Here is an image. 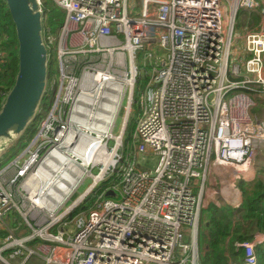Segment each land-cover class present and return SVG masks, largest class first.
<instances>
[{
  "label": "built area",
  "instance_id": "2783aa9c",
  "mask_svg": "<svg viewBox=\"0 0 264 264\" xmlns=\"http://www.w3.org/2000/svg\"><path fill=\"white\" fill-rule=\"evenodd\" d=\"M53 2L63 20L55 31L44 17L49 60L59 63L46 92L52 107L36 122L44 99L16 143L22 151L0 166V232L11 229L10 210L33 232L0 239V264L34 255L38 264H198L196 182L211 163L245 179L264 148V118L250 112L249 93L264 91V0H139V15L128 0ZM243 11L260 22L241 36ZM128 103L125 131L138 114L133 148L122 151ZM140 154L158 157L155 168ZM110 177L95 206L64 224ZM61 222L76 231L55 228ZM238 245L244 257L233 264H259L264 232Z\"/></svg>",
  "mask_w": 264,
  "mask_h": 264
},
{
  "label": "water",
  "instance_id": "95a60500",
  "mask_svg": "<svg viewBox=\"0 0 264 264\" xmlns=\"http://www.w3.org/2000/svg\"><path fill=\"white\" fill-rule=\"evenodd\" d=\"M15 27L18 69L0 108V158L34 124L46 97L50 51L44 36V7L40 0H4ZM130 104L125 110V125ZM112 190L107 196H115Z\"/></svg>",
  "mask_w": 264,
  "mask_h": 264
},
{
  "label": "crops",
  "instance_id": "0c3cea01",
  "mask_svg": "<svg viewBox=\"0 0 264 264\" xmlns=\"http://www.w3.org/2000/svg\"><path fill=\"white\" fill-rule=\"evenodd\" d=\"M261 173L264 174V148H261L257 158L249 166L247 180L237 167L211 163L207 167L205 177L196 182L195 190L199 194L202 192L197 239L198 264H205V257L209 251L206 243L211 241L218 231L227 235L225 242L220 243V247L223 248L221 253L227 258V264L242 260L244 250L238 243L251 240L254 232L248 233L247 225L239 223L241 212L238 207L243 200L239 185L243 181L253 182ZM248 237L250 238L246 239ZM215 256L218 259V256Z\"/></svg>",
  "mask_w": 264,
  "mask_h": 264
},
{
  "label": "trees",
  "instance_id": "16d2710c",
  "mask_svg": "<svg viewBox=\"0 0 264 264\" xmlns=\"http://www.w3.org/2000/svg\"><path fill=\"white\" fill-rule=\"evenodd\" d=\"M45 7V15L47 14V25L50 26L53 30H57L60 27V24L57 23L60 18H63V14L52 5L53 0H42ZM45 17V16H44ZM58 19V20H57ZM63 20V19H62ZM59 24L58 27H56ZM0 30L3 38L5 39L1 45H4L3 49L7 51V57L5 56L2 61L0 60V108L5 99L6 94L11 89L14 84L15 76L18 69V59H17V40L15 35V27L12 21L11 15L7 9L6 3L4 0H0ZM250 95L253 97L255 91L249 90ZM136 114H138V109H135ZM136 127V122H133L129 126L128 135L126 137V147L130 146L129 149L133 148V135ZM35 132V130H33ZM20 143V142H19ZM8 157V156H7ZM6 157V158H7ZM3 157L1 162H4L6 159ZM0 162V163H1ZM261 174L257 175V178L253 182H241L239 188L242 192L243 200L238 207L240 212L247 215H253L257 219V226L264 230V183L260 180ZM258 179V180H257ZM257 181V182H256ZM113 182V178L100 183L94 191L93 195H90L89 199L82 203L80 206L75 208L70 214V218H74L76 215L87 212L92 209L96 204V197L94 195L101 194L108 188ZM255 187V188H254ZM254 188V189H253ZM8 231L0 232V239L6 237ZM227 235L218 231L213 236L211 241H208L206 245L209 246V251H207L205 257V264H227V258L222 255L223 248L220 247V243H224ZM250 237L246 238L249 239ZM210 253H213L211 255ZM218 256V259L216 256ZM259 264H264V246H262L258 251ZM244 257V253H243ZM243 259V258H242Z\"/></svg>",
  "mask_w": 264,
  "mask_h": 264
},
{
  "label": "rangeland",
  "instance_id": "374dc122",
  "mask_svg": "<svg viewBox=\"0 0 264 264\" xmlns=\"http://www.w3.org/2000/svg\"><path fill=\"white\" fill-rule=\"evenodd\" d=\"M52 5H54V7L56 8L54 3H52ZM128 7L130 8V10L133 13H136L138 15L140 14L139 0H128ZM230 11H231V8L228 5L227 13H230ZM59 13H61V12L59 11ZM249 16H250V14L248 12H245V11L238 13L237 18H236L235 33L240 34L241 36H244L246 30L253 29V28H256L258 26V24L260 22L259 16L253 15L251 20H249ZM57 23H59V24L62 23V18H60ZM59 24L56 27H58ZM4 40L5 39L3 38L1 30H0V55L2 56V58L5 56L7 57V52H6L7 50L3 49L4 45H1L2 41L5 42ZM243 46H244L243 38L242 37L236 38L232 44L231 52L235 53L236 51L242 49ZM58 64L59 63H55L54 59L50 58L49 66H51V65L52 66H51V71H50V75H49V81H48L47 88H51L52 80L54 78L58 79V76H59ZM52 96H53V93L50 92L45 97V102H44V106H43L45 112L39 115V118H37L36 122L40 123L46 117V114L50 111V109L52 107ZM252 99H253L254 104L251 107L250 112L252 114L258 115L261 118L264 117V91L260 92V93H255L254 96L252 97ZM136 121H137V114L135 112V114L131 115L128 127L125 131L124 146H123L122 151L127 150L125 148H126V137L128 135L129 126L133 122H136ZM120 124H121V119L118 121L117 128L115 130L116 133L120 129ZM16 143L14 144L15 146L14 145L12 146L13 148L14 147L15 148L14 149L12 148V150H10L9 154L7 152L3 157L6 158L8 156V157H10V159H13L22 151L20 146H17L18 144H16ZM3 157L0 158V160L3 159ZM8 157L4 160V162L0 163V166H2L7 161ZM139 161L145 166H148L150 168H155V166L157 165V162H158V157L144 156L143 154H140L139 155ZM260 180H262L264 183V174H262ZM89 181H90V179L87 180L86 185H87V183H89ZM86 185L82 186L79 189V193H82L85 190ZM78 196H79V194H76L74 198L76 199ZM66 212H67L66 209H62V210H60V212L58 214H65ZM247 216L248 217H246L244 214L241 213V215L239 217V223H243V224L247 225L246 230L248 233L254 232L253 235H255L258 232L264 231L257 226V219L254 218L253 215H251V216L247 215ZM6 218H7V222L9 224V226L11 227L10 230H7V229L4 230V231H8L6 236L14 234L15 237L21 239V238H25V237L32 235L33 230L29 226H27V223L24 220V218L20 212H18L16 210H10L8 212V214L6 215ZM68 219H70V216H68V215L64 216V218H63L64 224H65V222L68 221ZM13 222H15V223H13ZM58 227H61L62 229H64L62 231L68 233L69 235H72L76 231V227L73 224L70 226L69 225L67 226V225H63V222H61L60 224L55 225V228H58ZM248 235H250V234H248ZM37 257L38 256H36V255L32 256L31 260L27 261V264H38V261H37L38 258ZM39 264H44V263L41 260H39ZM151 264H158V263H151ZM187 264H190V263H187Z\"/></svg>",
  "mask_w": 264,
  "mask_h": 264
},
{
  "label": "bare ground",
  "instance_id": "6f19581e",
  "mask_svg": "<svg viewBox=\"0 0 264 264\" xmlns=\"http://www.w3.org/2000/svg\"><path fill=\"white\" fill-rule=\"evenodd\" d=\"M50 71H51V66H50V68H49V75H50ZM48 81H49V77H48ZM50 92H51V91H49L48 93H50ZM48 93H47V94H48ZM43 113H44V112H43ZM41 114H42V113H41ZM7 152H8V151H7ZM7 152H6V153H7ZM6 153H5V154H6ZM5 154H4V155H5ZM4 155H3V156H4ZM3 156H2V157H3ZM2 157H1V158H2ZM109 163H110L109 161H106L104 164H105V165H108ZM245 179H246V178H245Z\"/></svg>",
  "mask_w": 264,
  "mask_h": 264
},
{
  "label": "flooded vegetation",
  "instance_id": "af4514ba",
  "mask_svg": "<svg viewBox=\"0 0 264 264\" xmlns=\"http://www.w3.org/2000/svg\"><path fill=\"white\" fill-rule=\"evenodd\" d=\"M4 58V57H3Z\"/></svg>",
  "mask_w": 264,
  "mask_h": 264
}]
</instances>
